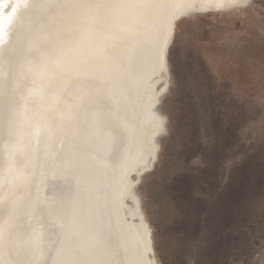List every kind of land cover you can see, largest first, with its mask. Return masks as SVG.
Masks as SVG:
<instances>
[{"label": "snow or ice", "instance_id": "1", "mask_svg": "<svg viewBox=\"0 0 264 264\" xmlns=\"http://www.w3.org/2000/svg\"><path fill=\"white\" fill-rule=\"evenodd\" d=\"M21 10L11 52L37 40L51 52L28 93L41 100L28 121L33 154L49 161L45 180L66 174L75 191L38 190L22 217L13 201L0 219V264H154L152 194L140 178L165 131L167 85L155 86L185 55L186 26L259 15L264 40V0H8L0 52Z\"/></svg>", "mask_w": 264, "mask_h": 264}, {"label": "rangeland", "instance_id": "2", "mask_svg": "<svg viewBox=\"0 0 264 264\" xmlns=\"http://www.w3.org/2000/svg\"><path fill=\"white\" fill-rule=\"evenodd\" d=\"M259 24L257 15L186 26L188 47L161 104L168 131L141 181L152 194L157 264H264Z\"/></svg>", "mask_w": 264, "mask_h": 264}, {"label": "bare ground", "instance_id": "3", "mask_svg": "<svg viewBox=\"0 0 264 264\" xmlns=\"http://www.w3.org/2000/svg\"><path fill=\"white\" fill-rule=\"evenodd\" d=\"M7 3L8 0H0V30L3 29L4 8L7 7ZM25 16L26 13L21 10L17 22L12 28L11 45H6L0 52V58L3 59V64L0 66V176L3 177V183L0 184V219L7 218L13 201L19 205L17 211L22 217L25 208L31 203L38 190L42 195L45 193L49 196L55 195L57 199L68 197L75 191V186L66 174L57 173L55 176H48L45 180L42 173L47 170L49 161H46L42 155L39 158L34 156L35 145L30 142L28 137L30 132L28 121L41 105V100L38 97H29L28 95L29 91L36 86L33 71L38 68L41 60L51 52L42 45L43 40H37L30 45L26 54L20 50L11 52V47H16L17 35L20 31L19 21L23 20ZM161 84H168L164 93L165 98L169 91V76L159 81L155 87L158 89ZM28 107L31 109L28 110ZM168 126L166 117V132L157 138L158 151L151 163L153 167L160 153V137L167 133ZM21 137H23L22 142ZM133 174L135 175V173ZM144 176L145 174L141 181ZM149 228L151 247L155 254L153 230L150 223ZM45 231L47 232V228ZM154 264H157L155 258Z\"/></svg>", "mask_w": 264, "mask_h": 264}, {"label": "water", "instance_id": "4", "mask_svg": "<svg viewBox=\"0 0 264 264\" xmlns=\"http://www.w3.org/2000/svg\"><path fill=\"white\" fill-rule=\"evenodd\" d=\"M42 45L46 46L44 41L42 42ZM43 48H44V47H43ZM168 76H169V75H167V77H168ZM167 86H168V84H167ZM161 99H162V101L164 100V94H163V96H162ZM157 107H159V108L161 109V104L158 105ZM29 108L31 109V107H28V110H30ZM165 132H166V131H164L163 133H165ZM163 133H162V134H163ZM160 135H161V134H160ZM157 138H158V137H157ZM12 160H14V159H12ZM150 168H153V164L150 165ZM140 179H142V177H141Z\"/></svg>", "mask_w": 264, "mask_h": 264}]
</instances>
